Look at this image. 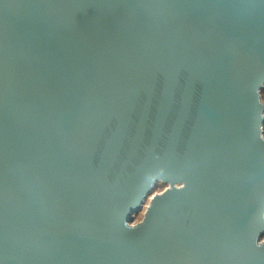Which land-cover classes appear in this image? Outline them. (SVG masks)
<instances>
[{
	"label": "water",
	"instance_id": "obj_1",
	"mask_svg": "<svg viewBox=\"0 0 264 264\" xmlns=\"http://www.w3.org/2000/svg\"><path fill=\"white\" fill-rule=\"evenodd\" d=\"M263 89L264 0H0V264H264Z\"/></svg>",
	"mask_w": 264,
	"mask_h": 264
},
{
	"label": "rangeland",
	"instance_id": "obj_2",
	"mask_svg": "<svg viewBox=\"0 0 264 264\" xmlns=\"http://www.w3.org/2000/svg\"><path fill=\"white\" fill-rule=\"evenodd\" d=\"M261 101L264 104V89L261 91ZM263 131H264V124H263ZM264 136V135H263ZM168 188L167 184H163L161 182H157L153 185V188L151 189L150 193L148 194V196L146 197V199L144 200V203L141 207V209L135 213V215H133L132 218V222H130L132 225H135L136 223L140 222L143 218L144 212L146 207L149 204L150 199L157 194L162 193L165 189Z\"/></svg>",
	"mask_w": 264,
	"mask_h": 264
},
{
	"label": "trees",
	"instance_id": "obj_3",
	"mask_svg": "<svg viewBox=\"0 0 264 264\" xmlns=\"http://www.w3.org/2000/svg\"><path fill=\"white\" fill-rule=\"evenodd\" d=\"M262 93V92H261Z\"/></svg>",
	"mask_w": 264,
	"mask_h": 264
}]
</instances>
